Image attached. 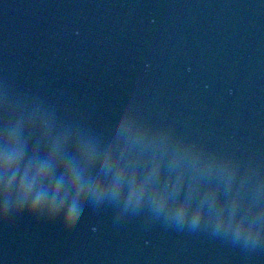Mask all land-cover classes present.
Returning <instances> with one entry per match:
<instances>
[{"label": "water", "instance_id": "obj_1", "mask_svg": "<svg viewBox=\"0 0 264 264\" xmlns=\"http://www.w3.org/2000/svg\"><path fill=\"white\" fill-rule=\"evenodd\" d=\"M0 264H264V0H0Z\"/></svg>", "mask_w": 264, "mask_h": 264}]
</instances>
